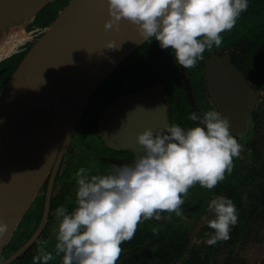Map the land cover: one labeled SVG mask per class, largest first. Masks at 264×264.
Listing matches in <instances>:
<instances>
[{
  "label": "clouds",
  "instance_id": "1",
  "mask_svg": "<svg viewBox=\"0 0 264 264\" xmlns=\"http://www.w3.org/2000/svg\"><path fill=\"white\" fill-rule=\"evenodd\" d=\"M109 19L105 31L117 30L125 20L136 26L145 41L154 40L183 69L194 68L207 49L220 47L222 33L231 31L249 0H106ZM108 42L105 48L112 49ZM188 119L195 126L167 125L155 133L145 129L136 137L142 151L131 163L113 166L105 174H91L84 167L75 172V208L58 206L52 251L47 241H37L33 264H116L121 245L130 241L144 220L159 219L161 213L183 216L181 205L195 184L213 189L230 174L233 158L242 146L230 130L227 116L215 109ZM211 216L201 219L208 228L209 246L230 239L238 223L235 203L214 196L207 204ZM8 225L0 221V235ZM155 231V230H154ZM2 264V262H0Z\"/></svg>",
  "mask_w": 264,
  "mask_h": 264
},
{
  "label": "water",
  "instance_id": "2",
  "mask_svg": "<svg viewBox=\"0 0 264 264\" xmlns=\"http://www.w3.org/2000/svg\"><path fill=\"white\" fill-rule=\"evenodd\" d=\"M55 1L47 0L35 7L34 0H0V39L5 41L9 38L10 42L15 40V34L22 26L19 22H26L23 34L20 35L23 39L29 24L47 5ZM32 7H35L34 12L27 18L25 12ZM106 20V0H69L29 47L0 91L1 98L10 87L15 94L25 90L22 101L14 103L11 108L15 111L10 113L7 108L0 113L3 123L10 114H15L21 120L19 127L14 128L9 137L5 136L6 130L0 135L1 140L6 137L5 146L10 143L9 150L0 153V221L8 225V231L0 235V253L47 180L44 208L36 231L2 264L15 261L30 248L43 230L55 175L85 106L113 71L147 42H140L101 76L98 65L102 57L97 41L107 37L104 29ZM25 40L15 44L8 52L3 50L9 44L0 41V62L16 54V49ZM58 55H63V59L58 58ZM44 58L46 61L43 62ZM39 63L40 72L35 69ZM205 70L209 79V93L218 111L229 118L230 129L234 134L245 132L256 103L254 92L229 65L226 56L219 58L211 55L205 61ZM159 92V88L149 87L143 92L115 99L101 113L97 122V129L105 145L135 153L142 151L136 142L137 135L145 129H152L155 133L167 126ZM25 103L26 110L22 115L21 107H25ZM232 113L236 115L235 119ZM200 225L201 222L195 232Z\"/></svg>",
  "mask_w": 264,
  "mask_h": 264
},
{
  "label": "flooded vegetation",
  "instance_id": "3",
  "mask_svg": "<svg viewBox=\"0 0 264 264\" xmlns=\"http://www.w3.org/2000/svg\"><path fill=\"white\" fill-rule=\"evenodd\" d=\"M247 49L248 44L246 42V39H243L242 36L240 39L239 37L233 39L231 40V43L227 44L225 47L223 46L217 51L212 50L203 54L204 59L198 61L197 65L194 68L183 69L179 65H176L175 69H170L165 74H149L147 81L149 80L151 81V83H144V85L140 84L143 85L141 87L138 86L139 80L136 79L134 86L122 90L111 101V103L108 104V106L112 104L113 101L119 96L136 92H143L146 88L149 87L159 88V97L161 105L164 109L166 125L175 123L181 125L182 127L195 126L196 122L188 119L190 113L195 112L197 114H201L212 109L218 111V108L209 93V79L206 75L205 61L211 55H216L219 58H223L226 56L229 65L236 70V72L246 81L248 86L254 92L256 103L253 107V111L249 116V123L260 100V92H262V88L264 87V71L262 66L255 69H249L247 67V63L252 61L254 59V56L257 54L256 50H251L250 52H248ZM152 79H155L156 83H154ZM97 97H100V95H98ZM100 105H102V102ZM108 106H105V108L99 113L98 117L95 120V137L99 141L100 148H97L92 154L94 164L85 165L84 163H77L76 167H74L71 159V153L69 152L66 154V156L63 158V161L60 163L54 178L51 192L50 210L52 209V207H54L53 192L56 188L57 181L60 179L61 170L62 168H64V165H66L68 168H74V171L70 173L72 174L74 179V181L71 182V185H75V172L81 167L89 169L91 174H104L101 170H99L98 172L95 171L96 166H119L131 163L134 159L135 152H131L126 149L110 148L105 145L99 134V131L97 129V122L101 113ZM231 116L234 119L236 118V115H234L233 113ZM248 123L245 132H238L235 134L232 132L236 137L238 143L240 141V137H242L247 132ZM237 158L238 157H235L233 159ZM239 158H245L243 147ZM231 174L232 173L228 174L226 172V177L222 181H220L213 189L203 188L198 183L192 186L184 199L183 205H181L183 216L186 217V219L177 217L175 213L164 212L161 213L159 219H149L139 223L134 237L130 241L123 242V244L121 245L122 251L119 259L116 261V264L205 263V255L203 251L200 252L201 249L203 250V248H198V252L197 249H194L196 248V238L200 235V233H202L203 228L205 227V223L201 218L205 216H211L210 213L206 212V208L208 202H210V200L214 196H216L215 193L217 191V187L222 186L220 188L221 191L217 196H226L231 199L228 194H233L232 187L225 188V185L231 184V182L233 181L231 179ZM46 187L47 184L44 183V200L36 209V216L34 221H30L29 216H27L26 220H24L25 224L31 223L28 228L23 229V231L29 230V233L27 235L28 239L34 234L40 223L41 217L39 216L42 215L39 214V209L41 207L44 208ZM245 198L247 201L248 197L245 196L244 200ZM73 200L71 201L72 203H68L67 209L69 211H72L76 206L75 201ZM52 218L53 217H51V215H48L45 226L34 243L30 246V248H28L23 254H21L15 261L10 264H33L32 257L36 254V249L38 247L37 241L42 240V238L45 237L44 234L46 231L52 233L51 229H54L56 225L52 222ZM200 222V228L195 232ZM172 236L180 237L181 242H175L174 240H172ZM55 242V237L53 240L48 239L47 249L49 251L53 250ZM23 245L24 244L15 246L10 244V247L7 246V249L4 250L3 254L0 255V262L5 261L10 255L15 252L14 250H12L13 248L19 249ZM200 256L202 257V259ZM60 262L61 257H55V259L49 261L48 264H60Z\"/></svg>",
  "mask_w": 264,
  "mask_h": 264
},
{
  "label": "rangeland",
  "instance_id": "4",
  "mask_svg": "<svg viewBox=\"0 0 264 264\" xmlns=\"http://www.w3.org/2000/svg\"><path fill=\"white\" fill-rule=\"evenodd\" d=\"M66 2V0H57L47 5L36 16L35 20L29 24L26 35L23 36L26 39L23 41L24 44L16 49L17 53L31 47L35 43L43 34L46 26L55 19L59 11L65 6ZM135 82V79L132 78L123 83L116 80L115 83H112V86H109V88H114V92L106 91L102 95L97 93L92 96L77 122L61 162L66 154L70 152L74 167H76L77 163H84L85 165L94 164L92 154L97 148H100L99 141L95 137V120L106 105L108 106L122 90L134 86ZM98 95L100 97H97ZM259 99L254 115L248 123V130L239 139V143L244 149L245 158L240 159L238 157L237 159H233V169L231 172V179L233 181L231 184L225 185V188L232 187L233 194H228V196L231 197V200L236 205L239 217L238 223L232 227L230 239L220 241L213 246L205 243V240L208 238L206 234L214 231L205 224L202 233L196 238V248H194L197 249V252L199 250L198 248H203L200 251H203L205 255V263L203 264H264V225L253 224V222L249 223L251 220L250 212L257 205L260 207L261 200L264 199V87L262 88V92H260ZM101 102L102 105H100ZM259 139L261 140L258 144L260 146L258 151L255 147V142ZM112 167L113 165L96 166L95 171L98 172L101 170L105 174ZM72 171H74V168H68L64 165V168L61 170L60 179L57 181L56 188L53 192L54 207L51 210L49 208L50 213L48 215L53 217L52 222L55 224L53 215L55 209L60 205L68 208V203L73 198V201H75L76 184L71 185V182L74 181L70 173ZM43 186L44 183L27 208V211L13 231L8 244L0 255L7 249V246L10 247V244L16 246L25 244L28 241L27 235L29 230L23 231V229L28 228L31 223L25 224L24 220L29 216L30 221H34L36 209L44 200ZM221 187L216 188V196L221 191ZM245 196L248 197L247 201L246 198L244 200ZM51 231L52 233L46 231L44 234L45 237L42 238V240L47 241V244L48 239L53 240L55 237L53 229ZM172 240L177 243L181 242L178 236H172ZM47 244L46 248H48Z\"/></svg>",
  "mask_w": 264,
  "mask_h": 264
},
{
  "label": "trees",
  "instance_id": "5",
  "mask_svg": "<svg viewBox=\"0 0 264 264\" xmlns=\"http://www.w3.org/2000/svg\"><path fill=\"white\" fill-rule=\"evenodd\" d=\"M66 1L67 4L69 0ZM49 24L47 26H49ZM221 35L223 36L221 46L218 48L213 46V48L205 50L203 54L212 50L217 51L219 48H222L223 46L225 47L227 44L231 43V40L236 39L237 37L240 39L242 36L243 39H246L248 44L247 51L250 52L251 50H256L257 53L252 60L253 63L252 61L248 62L247 67L249 69H255L262 66L264 71V0H249L247 11L241 13L234 28L231 31L222 33ZM28 49L29 47L0 62V91ZM175 68L176 63L174 57L169 51L162 50L153 38V40L145 42L127 59H125L102 83L96 93H100V95H102L106 91L114 92V88H109V86H112V83H115L117 79L120 83H123L130 78L135 80L137 79L139 80L138 86L141 87L144 83H151V81H147L149 74H165L168 70ZM152 81L156 83L155 79H152ZM260 140L261 139L255 142V147L258 151L260 149V146H258ZM45 183L47 184V180ZM261 201L260 207L257 205L250 212L251 220L249 223L253 222V224L264 225V199ZM42 209V207L39 209L40 215H42ZM255 228L257 227L255 226ZM17 249L18 248H13L12 250L16 251Z\"/></svg>",
  "mask_w": 264,
  "mask_h": 264
},
{
  "label": "bare ground",
  "instance_id": "6",
  "mask_svg": "<svg viewBox=\"0 0 264 264\" xmlns=\"http://www.w3.org/2000/svg\"><path fill=\"white\" fill-rule=\"evenodd\" d=\"M35 1V7L42 4L43 2L47 0H34ZM35 7L28 8L25 12V16L27 18H30L31 15L34 12ZM109 19V16H108ZM21 21V19H19ZM21 28H19L18 32L15 34V40L10 42V39L3 41L0 39L1 43H8L9 45L4 48L3 51L8 52L12 50V48L15 46V44L19 43L21 40H24L25 38L21 39L20 35L23 34L24 28L26 26V22L22 23ZM107 37L103 40L97 41L98 48H99V54L102 57V62L98 65L99 68V74L101 76H104L108 71H110L113 66L124 56L126 55L130 50H132L135 46H137L140 42L143 41V38L139 35V33L136 30V26L131 24L128 21L121 20L118 25L117 30H108L106 31ZM13 38V37H12ZM108 42H112L114 47L112 49L105 48L106 44ZM4 46V45H3ZM2 50V49H1ZM1 53H4V52ZM43 54L42 56H44ZM58 58L63 59V55H58ZM46 61V58L43 59V62ZM42 62V63H43ZM41 64H37V67L35 68L38 72H40ZM36 71V72H37ZM34 75L36 76L37 73L34 72ZM25 76V75H24ZM13 88H8V94L4 93L2 97L0 98V113L4 112L9 109L10 113H12L15 110H12L13 105L16 103H20L22 99L25 97V90L22 92H18L17 94L13 93ZM15 103V104H14ZM25 107H21V113L26 108V103L24 104ZM24 112L22 115H24ZM21 117V116H20ZM2 120V121H1ZM16 121L14 123L9 124L10 122ZM20 118H16L15 114H10L7 116V120L3 123V119L0 116V135L2 131L6 130L7 133L5 136L9 137L12 132L14 131V128H16L20 124ZM19 127V126H18ZM6 137H3L2 140L0 139V153H6V151L9 150L10 143H8L7 146ZM5 146V147H4Z\"/></svg>",
  "mask_w": 264,
  "mask_h": 264
}]
</instances>
